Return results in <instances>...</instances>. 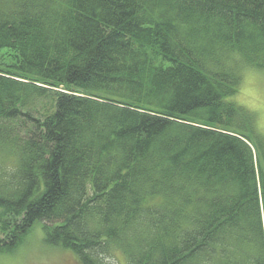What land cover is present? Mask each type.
I'll return each instance as SVG.
<instances>
[{
	"label": "trees",
	"instance_id": "trees-1",
	"mask_svg": "<svg viewBox=\"0 0 264 264\" xmlns=\"http://www.w3.org/2000/svg\"><path fill=\"white\" fill-rule=\"evenodd\" d=\"M264 0H0V253L37 221L81 264H264Z\"/></svg>",
	"mask_w": 264,
	"mask_h": 264
},
{
	"label": "rangeland",
	"instance_id": "rangeland-1",
	"mask_svg": "<svg viewBox=\"0 0 264 264\" xmlns=\"http://www.w3.org/2000/svg\"><path fill=\"white\" fill-rule=\"evenodd\" d=\"M244 67L243 79L236 95L229 99L244 106L250 110L256 121L257 130L264 135V131L260 129L261 113L251 110L248 105L256 101V96L252 93L264 91V71L255 68L258 74L255 77H250L245 74ZM1 211V207H0ZM42 221H37L30 232L26 235L23 242L20 243L14 250L3 252L4 257L9 261V264H81L76 254L62 247L48 245L45 240ZM24 248L22 253L18 249ZM122 263L125 264V259L119 255Z\"/></svg>",
	"mask_w": 264,
	"mask_h": 264
},
{
	"label": "clouds",
	"instance_id": "clouds-1",
	"mask_svg": "<svg viewBox=\"0 0 264 264\" xmlns=\"http://www.w3.org/2000/svg\"><path fill=\"white\" fill-rule=\"evenodd\" d=\"M245 74L250 77H255L258 74L256 73L255 69L252 68H246L245 69ZM253 95L256 96V101L253 103H250L248 107L253 110L261 113V120H260V129L264 131V91H259V92H253ZM226 99H234L231 97H226ZM24 251V248L21 247L18 249V252L22 253ZM0 264H9V261L4 257L2 253H0ZM19 264V262H17Z\"/></svg>",
	"mask_w": 264,
	"mask_h": 264
}]
</instances>
